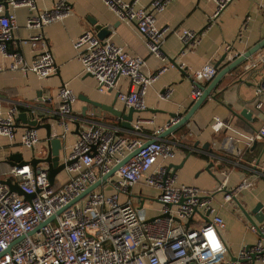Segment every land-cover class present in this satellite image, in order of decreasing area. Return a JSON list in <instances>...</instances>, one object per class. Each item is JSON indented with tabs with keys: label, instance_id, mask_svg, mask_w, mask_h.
<instances>
[{
	"label": "built area",
	"instance_id": "1",
	"mask_svg": "<svg viewBox=\"0 0 264 264\" xmlns=\"http://www.w3.org/2000/svg\"><path fill=\"white\" fill-rule=\"evenodd\" d=\"M103 1L119 19L135 24L150 53L160 55L166 30L156 25L155 15L172 0H152L147 7H135L134 2L122 0ZM213 1L215 18L231 0ZM17 7L29 11L26 27L37 31L29 37L35 46L37 42L43 43V28L61 21L69 13V6L65 0L55 1L48 9H39L37 0H0V72L21 70L46 78L55 72L54 57L48 48L42 49L31 63L18 52L8 53L6 41L16 27L15 16L10 10ZM197 35L195 31L183 29L180 39L188 45L197 41ZM73 46L83 72L94 78L99 92L112 89L118 78H126L134 90L118 92L117 99L127 108L145 109L147 90L165 67L145 73V61L141 56L127 52L108 39L100 40L90 29L84 30ZM225 52L229 61L240 55L232 53L229 44ZM5 56L10 58L7 65L2 61ZM257 66H264V47L240 66L238 75ZM216 73L217 68L212 63L190 72L192 100L201 95L200 86ZM255 91L259 98L254 106L263 114L264 121V75ZM170 92L169 86L161 97H168ZM55 98L57 107L53 112L58 117L56 123L62 129L59 136L62 139L77 120L72 112L77 96L63 84ZM17 113V105L9 106L3 113L0 104V134L14 139ZM211 127L218 133L230 129L219 117L213 118ZM134 129L139 131L137 125ZM164 129L160 128L158 133ZM77 133L68 152L60 156L64 163L73 161L65 164L62 171L65 180L61 184L49 183L45 162H38L35 169L29 163L13 164L5 178L0 176V264H264V220L248 222L247 230L255 239L241 244L235 252L221 235L225 221L218 207L237 199L248 181L228 189L227 178H224L215 190L178 183L175 174L163 164L176 156L175 147L171 141L154 139L106 181L77 198L144 142L138 132L127 136L115 126L100 123L78 127ZM256 140H264V123L245 138V147ZM20 141L25 147L34 149L40 143L37 129H25ZM46 155L47 149L41 148L36 158ZM250 170L261 173L255 165H251ZM6 178L27 196L10 190L1 181ZM140 182L156 192L159 207L158 215L153 218L145 216L133 196L132 190ZM217 192L223 193L218 206L214 203ZM71 201L74 202L65 207Z\"/></svg>",
	"mask_w": 264,
	"mask_h": 264
},
{
	"label": "crops",
	"instance_id": "2",
	"mask_svg": "<svg viewBox=\"0 0 264 264\" xmlns=\"http://www.w3.org/2000/svg\"><path fill=\"white\" fill-rule=\"evenodd\" d=\"M55 1L57 0H37V7L48 9ZM65 1L69 6V13L61 21L47 24L43 28V43L37 42L35 46H32L29 37L37 31L26 27L28 9L17 7L10 10L15 16L16 27L7 44L8 53L18 52L27 63H31L42 49L48 48L54 57L55 72L46 78H38L32 72L21 70L0 72V104L3 113L7 112L9 106L17 105L18 113H29L33 110L34 117L43 123L47 120L41 121L42 117L54 113L53 110L57 107L55 95L63 84L68 85L76 94L77 100L73 104L72 112L77 120L61 139V156L68 152L76 139L78 127H86L92 123L115 126L121 134L127 136L138 132V137L144 141L156 138L160 134L158 130L166 127L170 119L169 114H185L194 102L190 96L189 79L193 69L205 63L215 66L226 53L227 44L230 45L232 53L241 54L264 38V0H231L215 18L213 14L216 4L213 0H172L155 15L156 25L166 30L160 55L150 53L135 24L119 19L103 0ZM122 1L134 2L135 7H147L152 0ZM91 19L102 25L116 24L114 27L110 26V35L105 39L123 47L131 54L141 56L145 61V73L165 67L147 90L145 109L133 114L132 129L121 127L119 118L82 99L86 97L111 104L118 92L134 90V86L126 78L120 77L112 89L99 92L94 78L83 72L73 42L86 29L96 33L90 23ZM183 29L198 33L197 41L185 45L180 39ZM170 58L175 59L180 69L169 62ZM2 61L7 65L10 58L5 56ZM229 62L228 57H225L218 68L226 66ZM246 62L247 59L221 78L212 91L215 99L207 97L185 124L162 138L171 141L175 147L176 156L167 159L163 164L175 174L178 183L193 185L203 190H215L224 178H227L228 189L248 181V186L241 190L237 199L221 208L218 207L225 221L221 235L230 249L236 244V251L241 244L251 243L255 239L254 234L247 230L249 221L246 219L244 222L238 204L246 210H251L261 202L264 211V140H256L250 147H245L244 144L245 138L264 123L263 114L254 106L259 98L255 89L264 75V66H257L238 75L240 66ZM209 82L202 85L206 86ZM169 86L170 94L162 98L161 95ZM49 98L53 99L52 102H47ZM84 108L87 110L83 116ZM114 108L124 113L129 109L117 96ZM243 108L252 112V120L238 117L237 114ZM214 117H219L230 129L215 132L211 127ZM50 122L52 134L60 136L61 127L56 122ZM136 125L139 131L134 129ZM24 130L23 127H14V139L0 134L2 178L7 176L10 166L22 160L29 162L37 156L39 149L46 148L44 128L37 129L40 143L34 149L21 144L20 134ZM170 165H174L176 170L173 171ZM251 165L257 166L261 173L252 172ZM64 180L65 174L62 172V175H56L55 183L58 185ZM132 191L136 204L143 209L147 218L158 215L159 203L152 188L140 182ZM219 194L223 196L222 192H217L214 196L217 206L222 200L216 199ZM152 204L156 205V209H150Z\"/></svg>",
	"mask_w": 264,
	"mask_h": 264
},
{
	"label": "water",
	"instance_id": "3",
	"mask_svg": "<svg viewBox=\"0 0 264 264\" xmlns=\"http://www.w3.org/2000/svg\"><path fill=\"white\" fill-rule=\"evenodd\" d=\"M8 11L5 10V14H7ZM90 23L92 24L96 36L100 40H104L110 35V26H115L116 24L112 25H102L97 23L95 20H90ZM118 23V22H117ZM11 38L6 41V45L10 42ZM264 47V38H262L258 43L250 47L248 50L245 52L241 53L238 57L234 58L231 60L226 66L222 68H218L222 60L225 58V54L215 63V67L218 68L216 75L210 80V82L206 85L203 86L201 85V90L202 93L201 95L194 100L190 108L187 110L185 114L181 113H171L169 114L170 119L168 120L165 129L160 132V134L157 135L156 138L162 139L168 134H171L174 132L178 127L181 125L185 124L193 115V113L198 109V107L202 104V102L207 98L211 97L215 99V95L212 94V91L214 90L215 86L219 83L221 78L226 75L227 73L231 72L233 69L237 68L242 62H244L246 59L251 57L254 53H256L258 50ZM169 62L175 66L176 68L180 69V66L176 64L175 59H169ZM116 96H114V100L111 104H105L102 102L94 101L88 98H82L85 100L88 104H91L92 106L98 107L100 110L108 112L112 114L113 116L119 118L120 121V126L126 129H132L133 124V114L135 112H138V110H135L133 108H129L126 113H124L121 110H117L114 108V102L116 101ZM52 102L50 99L47 100V102ZM35 110V109H34ZM87 108L83 109L82 115L84 116L86 113ZM49 112V111H48ZM238 117L245 118L247 120H252V112L249 111L247 108H243L239 114H237ZM58 119L57 115L55 113H52L50 116L47 117H42L41 121H45L41 123L39 120H37L34 117L33 110L29 113L26 112H20L17 114L15 117V122H14V127H23L25 129L29 128H44L45 129V144H46V149H47V155L44 158H36L33 157L29 162L22 160L18 164L19 166L29 163L33 167V169L36 168V164L38 162H45L47 165L48 169V179L49 183L52 185L55 182L56 175L63 171L65 164H70L73 161L68 160L66 163L62 162L61 159V149H62V141L59 136H55L52 134V125L50 121L56 122ZM78 126V124H76ZM76 126V128H77ZM156 138H150L146 141H144L140 146L135 148L133 151L128 153L124 158H122L119 162H117L107 173L102 175L98 180H96L93 184L89 185L77 198L83 197L86 195L89 191L95 189L98 187L102 182L106 181L109 177L113 175V173L117 170L118 167L123 165L128 159L136 155L142 148L147 146L149 143H151L154 139ZM169 167H173V171L176 170V167L174 165H170ZM170 170V168H169ZM3 183L7 184L10 190L17 192L18 194H22L24 196H27L24 194L20 188L17 186V184L12 183L9 178L1 180ZM75 201V200H74ZM74 201H71L69 204H67L65 207H68L70 204H72ZM240 211L244 214L245 218L251 222L255 223L257 222H262L264 220V211H263V205L261 202H258L251 210H246L241 204H238ZM61 212V210L59 211ZM58 212V213H59ZM52 218V217H51ZM50 218V219H51ZM49 219V220H50Z\"/></svg>",
	"mask_w": 264,
	"mask_h": 264
},
{
	"label": "rangeland",
	"instance_id": "4",
	"mask_svg": "<svg viewBox=\"0 0 264 264\" xmlns=\"http://www.w3.org/2000/svg\"><path fill=\"white\" fill-rule=\"evenodd\" d=\"M62 175V171L60 172V173H58V176L59 175ZM218 196V197H217ZM215 198V197H214ZM222 199V194L220 195H216V199ZM157 208H158V206H157ZM150 209H156V205L155 204H152L151 205V207H150ZM241 214H242V218H243V220H244V222H246L247 220H246V218H245V216H244V214L241 212ZM231 239H234V238H231ZM233 242H235V240H233ZM235 247H236V244H235ZM235 247H232L231 246V250L233 251V252H235L236 251V248Z\"/></svg>",
	"mask_w": 264,
	"mask_h": 264
},
{
	"label": "trees",
	"instance_id": "5",
	"mask_svg": "<svg viewBox=\"0 0 264 264\" xmlns=\"http://www.w3.org/2000/svg\"><path fill=\"white\" fill-rule=\"evenodd\" d=\"M201 156L206 157L205 155H201Z\"/></svg>",
	"mask_w": 264,
	"mask_h": 264
}]
</instances>
